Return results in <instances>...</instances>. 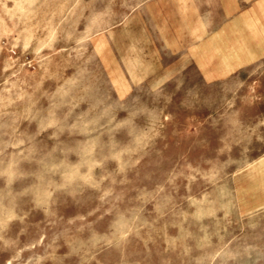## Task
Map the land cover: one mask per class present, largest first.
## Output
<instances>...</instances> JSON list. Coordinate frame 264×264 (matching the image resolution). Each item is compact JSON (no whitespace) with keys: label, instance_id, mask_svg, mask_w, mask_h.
I'll use <instances>...</instances> for the list:
<instances>
[{"label":"rangeland","instance_id":"obj_1","mask_svg":"<svg viewBox=\"0 0 264 264\" xmlns=\"http://www.w3.org/2000/svg\"><path fill=\"white\" fill-rule=\"evenodd\" d=\"M250 27L247 1L0 0V264H264Z\"/></svg>","mask_w":264,"mask_h":264},{"label":"crops","instance_id":"obj_2","mask_svg":"<svg viewBox=\"0 0 264 264\" xmlns=\"http://www.w3.org/2000/svg\"><path fill=\"white\" fill-rule=\"evenodd\" d=\"M242 1L248 2L249 10V25L250 32H252V27H255V34L250 35V43H264V0H225L226 4H231L232 7L235 3H240ZM257 28H259V34H257Z\"/></svg>","mask_w":264,"mask_h":264}]
</instances>
